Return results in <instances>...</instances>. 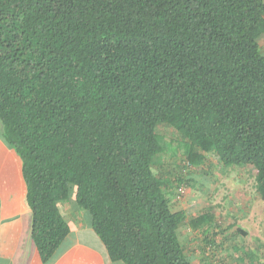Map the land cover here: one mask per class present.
<instances>
[{"label":"trees","instance_id":"1","mask_svg":"<svg viewBox=\"0 0 264 264\" xmlns=\"http://www.w3.org/2000/svg\"><path fill=\"white\" fill-rule=\"evenodd\" d=\"M263 36L264 0H0V138L43 264L70 232L63 203L112 261L255 264L209 212L175 206L210 156L264 201Z\"/></svg>","mask_w":264,"mask_h":264},{"label":"rangeland","instance_id":"2","mask_svg":"<svg viewBox=\"0 0 264 264\" xmlns=\"http://www.w3.org/2000/svg\"><path fill=\"white\" fill-rule=\"evenodd\" d=\"M259 46L264 55V36L260 39ZM162 131L163 135L171 136L167 128ZM167 142L170 144L165 146L163 150L165 153L162 155L165 156V161L172 163L176 159L169 156L174 152L173 147L174 150L181 148L179 152H182L185 143L179 139ZM210 161L213 166L207 169V174L191 172L189 176L196 178L197 181L191 182L190 185L185 183L180 185L182 189L176 200L175 209L184 211L187 217L204 211L209 212V215H213L226 231L225 234L217 237L218 241L226 242L228 248L237 246L245 252L256 253L253 258L255 264H264V249L258 248L259 245L264 244V201L256 193L252 172L237 167H230L223 171L225 169L219 167L212 156ZM232 219L236 220L235 226L224 228V224ZM236 227L245 231L246 234L237 233ZM192 244L198 245L200 241ZM241 252L242 250L239 251ZM243 262L247 264L248 261L243 260Z\"/></svg>","mask_w":264,"mask_h":264},{"label":"crops","instance_id":"3","mask_svg":"<svg viewBox=\"0 0 264 264\" xmlns=\"http://www.w3.org/2000/svg\"><path fill=\"white\" fill-rule=\"evenodd\" d=\"M25 192L20 161L0 138V264H43L29 237ZM60 207L70 232L46 264H124L109 258L83 212L68 203Z\"/></svg>","mask_w":264,"mask_h":264}]
</instances>
